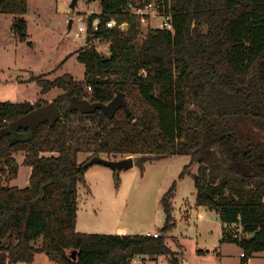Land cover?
Returning <instances> with one entry per match:
<instances>
[{"label": "trees", "instance_id": "1", "mask_svg": "<svg viewBox=\"0 0 264 264\" xmlns=\"http://www.w3.org/2000/svg\"><path fill=\"white\" fill-rule=\"evenodd\" d=\"M87 1H99L101 11L89 19L100 20L99 30L77 52L83 80L68 72L32 79L41 95L63 91L53 99L61 118L15 134L10 123L49 101L0 102V264L32 263L39 253L55 264H131L136 256L160 255L184 264L166 243L175 182L161 199L166 223L158 237L77 230L79 184L88 185L86 172L101 153L139 155L141 165L189 155L180 177L192 176L196 204L216 211L227 225L222 240L237 243L247 264L264 251V141L234 119L264 121V0ZM152 2L171 17L173 30L143 34L131 6ZM27 11L28 0H0V13L13 16L16 39L31 44ZM111 19L117 26L107 28ZM97 37L110 41L109 55L92 46ZM119 91L130 115L123 108L113 118L101 109H69L74 96L108 103ZM18 152L32 168L26 187L10 184L19 173ZM80 153L91 155L80 161ZM192 163L195 173L187 170ZM238 225L250 236L233 238L229 228Z\"/></svg>", "mask_w": 264, "mask_h": 264}, {"label": "rangeland", "instance_id": "2", "mask_svg": "<svg viewBox=\"0 0 264 264\" xmlns=\"http://www.w3.org/2000/svg\"><path fill=\"white\" fill-rule=\"evenodd\" d=\"M72 1L28 0V11L24 16L31 44L16 39L11 30L13 16L0 13V102L35 103L39 99L50 102V98L54 99L63 93L56 88L47 95H41L40 87L32 81L35 75L54 79L68 72L75 79L83 80L85 65L77 59V52L87 46L88 41L77 38L74 32L79 16L92 17L100 13L101 8L99 1L78 0L75 7L71 6ZM165 16L164 11L155 4L153 10L144 17L141 25L143 34L150 28L159 27L166 19ZM71 19H74L73 30L69 29ZM96 47L104 55H109L110 41L102 39ZM234 122L244 133L264 141V121L236 118ZM15 155L20 163L15 185L26 187L30 184L31 169L23 163V153ZM89 155L80 153L79 160L84 161ZM100 156L111 160L133 156L136 160L139 155L101 153ZM190 162L189 155L152 159L143 165L135 161L133 167L117 172L119 183L115 178V170L94 164L86 173L88 185L79 184L81 224L85 223V227L92 233L116 234L118 226L126 228L128 234L160 232L166 223L161 199L175 182L172 200L174 222L166 233V243L175 252L182 254L187 264H217L218 261L220 264H245L240 256L243 249L237 243H221L222 224L216 211L196 204V188L192 176L186 174L180 177ZM187 170L197 172L198 164H190ZM191 206L193 211L190 213ZM200 214L203 216L200 217ZM231 229L242 232L239 225ZM242 235L250 236L243 232ZM221 250L223 258L219 260L217 252ZM263 252L257 253L258 256L253 255L251 264H264ZM45 259V254H38L33 264H48ZM134 259L131 264H170L166 255H160L156 260L149 256H136Z\"/></svg>", "mask_w": 264, "mask_h": 264}, {"label": "water", "instance_id": "3", "mask_svg": "<svg viewBox=\"0 0 264 264\" xmlns=\"http://www.w3.org/2000/svg\"><path fill=\"white\" fill-rule=\"evenodd\" d=\"M77 2L78 0H73L71 6L75 7ZM71 26L72 20L69 23V29H71ZM121 108H123L127 112V115H130L131 111L129 109L128 102L125 98V94L122 91H119L118 94L108 103L100 101H90L88 99H80L77 96L72 97L69 102V109L71 111L78 110L83 114H89L95 112L98 109H101L109 118H113ZM61 116L62 112L60 108L52 100L46 105L40 106L34 109L29 114L10 123L9 129L16 134L20 128L28 127L30 129V132L32 133L35 128L41 123L49 121L51 124H54L58 119L61 118ZM91 163L102 164L111 167L113 170L121 171L133 167L135 159L133 156H128L126 158L118 160H111L101 156H95L92 158ZM75 255L76 252H74V257H76ZM184 264H187V262L184 261Z\"/></svg>", "mask_w": 264, "mask_h": 264}, {"label": "built area", "instance_id": "4", "mask_svg": "<svg viewBox=\"0 0 264 264\" xmlns=\"http://www.w3.org/2000/svg\"><path fill=\"white\" fill-rule=\"evenodd\" d=\"M156 4V2H152L149 4H146L144 7L138 5V6H131L132 10L134 13H136L137 15H139L142 19V22L145 20L144 17L145 15L149 14L150 10H153V6ZM157 5V4H156ZM87 16V15H86ZM166 19H164L160 26L161 28H167V29H171L173 30V24H172V20L170 16H165ZM89 19L90 17H85L84 15H81L78 17V26L74 32L75 36L77 38H83L85 40V42L88 41V38L92 35L95 34V32H97L99 30L100 27V20L97 18L95 19L92 24H89ZM74 25V19H72V26H71V30H73V26ZM117 26V23L114 19L108 20L106 22V27L107 28H113ZM124 24H121L120 27H123ZM100 40H102L101 38L97 37L95 39H93L92 41V46H94L96 49V44L98 45V43L100 42ZM89 44V42H88ZM91 89V88H90ZM147 235L153 236V237H158L159 236V232L155 231V232H149ZM231 235L233 238H237L240 239L242 236V232L234 229L231 232ZM244 253H241V256H243ZM217 264H220V262H218Z\"/></svg>", "mask_w": 264, "mask_h": 264}, {"label": "crops", "instance_id": "5", "mask_svg": "<svg viewBox=\"0 0 264 264\" xmlns=\"http://www.w3.org/2000/svg\"><path fill=\"white\" fill-rule=\"evenodd\" d=\"M72 20V19H71ZM70 20V21H71ZM71 30V29H70ZM54 90V89H53ZM51 92V91H50ZM49 92V93H50ZM49 93H47V94H49ZM47 94H45V95H47ZM52 99L53 98H50V100L52 101ZM22 161H24V157H23V160ZM30 167V166H29ZM91 168H93V165L91 166ZM30 169L32 170V168L30 167ZM89 170V169H88ZM19 172H20V168H19ZM87 173V172H86ZM18 176H19V173H18ZM18 176H17V178H18ZM17 178H15L14 180H12L11 181V185H15V180H17ZM86 182H87V179H86ZM193 211V209H192V206H191V208H190V213ZM200 217H202L203 215H199ZM83 222V221H82ZM220 222H221V224H222V233H221V243H223V234H224V228H226V224H224L221 220H220ZM77 230L78 231H81V232H90V230H88V228H86L85 227V223H82L81 224V220H80V216H79V201H78V216H77ZM149 232H151V231H148V232H146V233H143V234H145V235H147ZM116 233H118V234H128V230L126 229V228H124V227H117L116 228ZM249 235V234H248ZM219 247L221 248L222 246L221 245H219ZM242 253V252H241ZM259 253V252H258ZM260 253H262V252H260ZM264 253V252H263ZM39 254H44V253H39ZM217 254H218V259L219 260H221L222 258H223V252H222V250L220 251V253L219 252H217ZM38 255V254H37ZM37 255H36V257H35V260L31 263V264H33V263H35L36 262V259H37ZM255 255H257V253L256 254H254V256ZM259 255V254H258ZM257 255V256H258ZM45 256H46V261L48 262V264H55L52 260H50V258L45 254ZM240 256H241V254H240ZM135 260V259H134ZM184 261H186L187 262V260L186 259H183V263H184ZM219 262V261H218ZM251 262H252V260L250 259L249 260V262L247 263V264H251ZM19 263H23V262H19ZM19 263H15V264H19ZM188 263V262H187Z\"/></svg>", "mask_w": 264, "mask_h": 264}]
</instances>
